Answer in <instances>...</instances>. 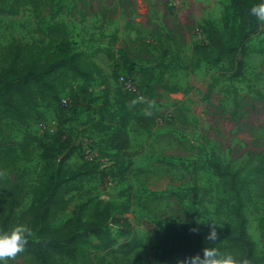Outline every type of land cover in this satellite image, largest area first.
<instances>
[{"label":"rangeland","instance_id":"1","mask_svg":"<svg viewBox=\"0 0 264 264\" xmlns=\"http://www.w3.org/2000/svg\"><path fill=\"white\" fill-rule=\"evenodd\" d=\"M229 1L0 0V72L15 60L55 55L68 41L92 73L84 80L62 72L55 91L26 102L20 118L0 115V213L19 200L11 228L31 225L36 192L48 180L34 137L61 124L75 146L67 167L84 165L87 147L102 164L69 184L52 224L62 226L83 204L89 219L99 201L110 202L124 220L107 228L119 242L135 235L138 245L128 256L107 253L91 236L76 261L56 256L58 264H179L180 257L161 261L158 253L178 246L180 233L207 235L210 225L224 242L234 200L210 165L214 158L244 176L248 231L264 255V31L249 41L243 76L227 58L216 62L204 33L223 30ZM122 75L139 82L142 100L121 87ZM105 97L111 110L120 101L130 110L126 148L111 144ZM7 264L41 262L16 255Z\"/></svg>","mask_w":264,"mask_h":264},{"label":"trees","instance_id":"2","mask_svg":"<svg viewBox=\"0 0 264 264\" xmlns=\"http://www.w3.org/2000/svg\"><path fill=\"white\" fill-rule=\"evenodd\" d=\"M259 0H230L223 14V30H214L210 36L204 33L205 43L217 51L216 62L227 58L235 68V76H243L246 66L245 57L248 55L249 41L264 31V22H260L250 14V8ZM71 44L61 41L57 44L58 53L45 59H36L18 65L15 60L11 67L0 72V115L20 118V109L26 108L25 103L36 104L44 93L55 91L54 82L62 72H71L84 80L92 76L89 70L90 62L82 59L79 52H70ZM108 98H104L102 117H107L114 124L115 131L110 140L118 150L128 147L130 143L128 126L131 121L130 110L123 102H118L116 110L108 108ZM69 105V104H68ZM67 105V106H68ZM41 149V156L47 162L48 180L44 188L36 192L35 201L30 209L32 215V236L23 251L17 255H29L39 260L41 264H58L56 256L76 261L84 244L91 236H96L107 253H121L128 256L136 249L138 240L135 235L119 242L107 228L108 221L124 220L112 215V204L99 201L89 219L85 218V205H81L65 220L62 226L52 224L53 217L66 206L68 199L64 196L69 191V184L79 178L95 174L102 164L100 158L87 161L72 170L67 167L68 159L75 153L70 136L61 128L52 135L34 137ZM215 174L220 176L234 200L232 221L226 224L225 241H215L216 247L231 253L237 264H264V255L257 250L255 240L248 231V219L244 208L248 188L244 176L239 170L223 164L218 158L210 160ZM19 200L13 201L8 212L0 213V232L11 230L14 218V207ZM125 235L128 231H124ZM207 235L196 232L193 235H178V246L168 247L158 253L161 261L176 257L182 260L197 253L203 255V249L209 245Z\"/></svg>","mask_w":264,"mask_h":264},{"label":"clouds","instance_id":"3","mask_svg":"<svg viewBox=\"0 0 264 264\" xmlns=\"http://www.w3.org/2000/svg\"><path fill=\"white\" fill-rule=\"evenodd\" d=\"M250 14L260 22H264V0H259L250 8ZM214 221V220H213ZM216 224V223H215ZM198 229L193 228V231ZM32 229L26 223L14 225L11 230L0 232V264H7L8 259L15 257L24 250ZM218 233L214 225H210L207 234L209 245L203 249V255L197 253L191 257L179 261V264H237L231 253H227L216 247Z\"/></svg>","mask_w":264,"mask_h":264},{"label":"built area","instance_id":"4","mask_svg":"<svg viewBox=\"0 0 264 264\" xmlns=\"http://www.w3.org/2000/svg\"><path fill=\"white\" fill-rule=\"evenodd\" d=\"M119 83L124 90L129 91L138 99L142 100L144 98V91L141 89L139 82L136 81L132 76H120ZM62 103L64 106H67L70 103V100L68 98H63ZM84 158L87 161H96L99 159L98 154L91 147H87L84 149Z\"/></svg>","mask_w":264,"mask_h":264}]
</instances>
